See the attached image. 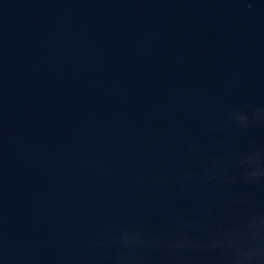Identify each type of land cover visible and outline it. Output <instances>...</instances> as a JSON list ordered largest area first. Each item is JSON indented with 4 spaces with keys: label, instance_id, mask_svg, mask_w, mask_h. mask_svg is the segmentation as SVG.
<instances>
[{
    "label": "water",
    "instance_id": "1",
    "mask_svg": "<svg viewBox=\"0 0 264 264\" xmlns=\"http://www.w3.org/2000/svg\"><path fill=\"white\" fill-rule=\"evenodd\" d=\"M0 264H264V0H0Z\"/></svg>",
    "mask_w": 264,
    "mask_h": 264
}]
</instances>
